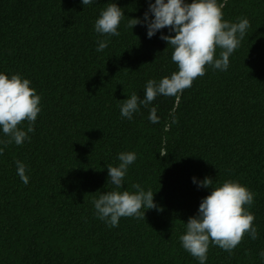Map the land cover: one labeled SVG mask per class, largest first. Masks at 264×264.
<instances>
[{
    "label": "trees",
    "instance_id": "1",
    "mask_svg": "<svg viewBox=\"0 0 264 264\" xmlns=\"http://www.w3.org/2000/svg\"><path fill=\"white\" fill-rule=\"evenodd\" d=\"M150 2L0 0V73L30 80L41 98L30 139L0 143V264H199L179 238L202 199L229 180L254 194L245 208L257 238L245 233L231 253L210 242L205 264H264V0H217L224 20L250 23L228 69L206 65L190 88L157 96L128 119L121 101L133 92L143 99L147 81L178 71L160 39L174 33L149 38L145 23L127 26L143 21ZM110 3L125 15L120 35L105 37L94 25ZM153 107L158 123L149 120ZM8 139L0 128V141ZM121 152L137 159L119 191L139 184L162 211L110 227L93 201L115 190L107 166H118ZM205 177L212 188L198 187Z\"/></svg>",
    "mask_w": 264,
    "mask_h": 264
},
{
    "label": "clouds",
    "instance_id": "2",
    "mask_svg": "<svg viewBox=\"0 0 264 264\" xmlns=\"http://www.w3.org/2000/svg\"><path fill=\"white\" fill-rule=\"evenodd\" d=\"M82 3L84 6L90 5L93 0H82ZM223 7L217 0H155L149 3L143 21L129 19L127 26L130 28L145 23L149 38L165 28L169 33H174L162 34L160 39L174 49L171 59L178 71L159 82L147 81L143 99L133 92L128 99L121 101L122 117L132 119L140 105L147 107L157 96H176L190 88L197 77L205 75L206 65L221 71L228 69L229 57L239 47L250 23L246 18L238 23L224 20ZM124 15L116 3H110L95 21V31L105 37L119 36L118 27ZM108 43L107 39L99 41L96 51L102 52ZM217 48L221 49L219 58H216ZM30 83V80L19 74L9 78L0 73V128L9 137L8 140L0 141L4 147L13 142L22 145L25 139H30L28 133L34 132L32 125L41 111V98L30 87ZM149 120L152 123L159 122L155 107L150 109ZM25 121L28 122L26 131L18 127ZM3 151L4 148H0V154ZM136 159L134 152H121L118 155L119 165L107 166L108 182L115 186V190L102 193L93 201L98 217L110 227H117L121 217L145 220L146 210L162 211L154 202V193L145 191L139 184L132 185L135 192L119 191L129 165ZM16 164L17 174L27 184L29 177L25 174L26 166L20 161ZM193 183H197L195 178ZM212 183L211 178L205 177L198 187L212 188ZM253 201L254 194L238 182L229 180L222 186L212 188L210 194L202 199L198 214L189 217L186 223V232L179 238L183 248L197 258L199 264H205L210 242L231 253L241 243L245 233L256 239L257 229L253 227L255 217L245 208ZM261 256L264 258V252Z\"/></svg>",
    "mask_w": 264,
    "mask_h": 264
}]
</instances>
